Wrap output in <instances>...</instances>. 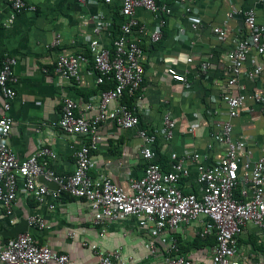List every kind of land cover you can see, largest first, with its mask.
I'll return each instance as SVG.
<instances>
[{
	"label": "crops",
	"instance_id": "1",
	"mask_svg": "<svg viewBox=\"0 0 264 264\" xmlns=\"http://www.w3.org/2000/svg\"><path fill=\"white\" fill-rule=\"evenodd\" d=\"M156 1L170 10L159 42L151 40L159 22L156 15L143 8L136 11V18L144 28L140 43L144 51L143 86L136 97L124 96L121 102L115 101L109 106L108 118L99 128L98 148L92 153L90 175L96 179L109 178L126 191L129 178H142L147 168L141 155L144 144L138 130L158 129L166 114L172 115L176 128L172 139L158 138L156 151L162 168L170 169V156L174 153L185 157L199 152L206 157L204 163L208 166L226 155L217 124L229 120L227 98L242 92L239 85L228 86L229 53L237 40L248 34L240 13L253 9L257 23L264 26V0H202L190 4L192 11L181 5L188 0ZM26 2L35 10L18 12L7 0H0V67L5 56L17 59L14 66L17 96L8 112L13 125L7 143L21 160L32 157L43 147L53 149L58 158L44 157L40 162L58 175L69 176L76 167V152L87 138L65 135L56 123L66 98L81 106L87 102L98 103L106 82L96 84L90 48L92 38H96L93 29L96 19H102L104 26L97 39L100 45L111 48L121 24L126 21L121 13L123 0H113L110 4L105 0H86L84 6L77 0ZM232 12L240 13L226 23ZM192 18L201 19L199 29L192 27ZM215 27L224 28L226 42L219 40L213 31ZM56 39L59 44L52 46ZM77 54H84L90 60L82 67L80 84L61 79L55 69L60 55ZM203 63L209 64L206 71L202 69ZM256 65L264 67V54L253 51L240 77L247 95H264L261 79L249 76ZM170 69L187 81H175ZM3 103L0 90V116L5 114ZM120 103L136 109L140 119L138 128L126 130L116 125L112 112ZM231 122L234 138L253 151V160L264 157V109L249 99ZM186 164L190 176L181 183V188L198 193L201 187L197 182V165L189 159ZM33 215L41 216L45 225L43 229L29 228V233L37 243L68 255V264H94L104 255L114 253H119L128 264H162L165 247L160 245V252L150 255L146 248L150 232L140 228L136 219H103L86 200L69 194L60 199L48 196L45 203L39 204L33 196L20 193L10 210L0 203V229L11 230L22 219L28 220ZM98 218L103 222L96 223ZM197 233L196 224L168 232L177 239L181 256L194 264H212L215 244L195 245ZM12 239L7 238L6 243ZM239 248L246 264H264V234L258 228L249 225L244 229Z\"/></svg>",
	"mask_w": 264,
	"mask_h": 264
},
{
	"label": "built area",
	"instance_id": "2",
	"mask_svg": "<svg viewBox=\"0 0 264 264\" xmlns=\"http://www.w3.org/2000/svg\"><path fill=\"white\" fill-rule=\"evenodd\" d=\"M10 6L18 11L35 10L29 7L27 0H7ZM82 6L86 0H77ZM113 0H105L110 4ZM202 0H188L181 5L192 11L190 4ZM138 8H143L156 15L159 22L151 35L152 42H159L163 37V28L167 25L170 10L167 5L156 0H123L121 13L126 21L121 24L119 35L111 48L100 45L97 37L104 26L102 19H96L90 48L93 50L92 61L96 73V84L103 85L107 80L115 86L102 91L98 103L87 102L81 106L75 100L66 98L56 126L69 136L83 135L87 138L76 152V167L69 176L56 174L49 170L40 159L58 158L57 153L43 147L32 157L21 160L7 143L12 130L13 120L8 115L12 102L17 96V77L14 66L17 59L5 56L0 67V90L4 98L3 111L0 116V203L10 210L20 193L33 196L39 204H43L48 196L60 199L64 194L86 200L93 211L109 221L134 218L140 228H147L150 239L146 248L150 255L160 252V245L165 247L162 264H194L179 254L178 241L168 232L177 231L183 225L196 224L197 235L201 238L215 237V245L211 256L212 264H246L240 257V238L244 229L251 225L264 234V157L253 160V151L235 139L232 119L237 118L241 109L250 99L264 109V95H247L245 86L240 84V77L251 53L264 54V26L257 23L256 12L251 9L245 13L232 12L226 21L232 20L238 13L244 17L248 34L237 40L229 53L228 86H238L242 92L227 98L229 120L217 124L218 137L226 147V155L213 165H206V157L199 152L185 157L177 154L170 156V169L165 170L158 163L156 144L159 137L173 138L176 123L171 114H166L162 125L153 131L138 130L143 141L141 155L146 161L145 174L140 179L129 178V190L115 184L109 178H93L90 175L92 153L98 148L99 128L108 118L109 106L113 102H121L124 96L136 97L145 79L143 65L144 51L140 47L143 26L136 18ZM192 27L199 29L200 18H192ZM214 33L221 42L228 39L223 27H215ZM134 34H138L134 36ZM56 39L52 46H57ZM90 62L84 54L60 55L56 61L58 76L66 81L81 83L82 67ZM191 62V60H190ZM208 63L202 64L206 71ZM177 82L187 80L175 70H169ZM251 78H260L264 90V67L256 65L249 74ZM90 113H96L94 117ZM118 127L126 130L140 126L136 109L120 103L112 112ZM211 148V145H209ZM191 160L197 165V182L201 187L198 193L185 191L181 183L189 178L190 170L186 164ZM54 181L58 188L50 190L46 184L39 183V177ZM98 218L96 223H102ZM29 228L43 229L44 219L33 215L28 219ZM1 232V229H0ZM70 258L66 254L54 252L49 246L36 242L27 232L18 235L5 245L0 235V264H68ZM94 264H128L119 253L107 254ZM260 264V263H256Z\"/></svg>",
	"mask_w": 264,
	"mask_h": 264
},
{
	"label": "water",
	"instance_id": "3",
	"mask_svg": "<svg viewBox=\"0 0 264 264\" xmlns=\"http://www.w3.org/2000/svg\"><path fill=\"white\" fill-rule=\"evenodd\" d=\"M39 181L43 184H46L52 191L58 188V185L54 181L47 180L44 176L39 177ZM25 232H29V223L27 219H22L21 222L15 225V227H13L11 230H2L0 232L2 244L5 245L7 238H15Z\"/></svg>",
	"mask_w": 264,
	"mask_h": 264
},
{
	"label": "trees",
	"instance_id": "4",
	"mask_svg": "<svg viewBox=\"0 0 264 264\" xmlns=\"http://www.w3.org/2000/svg\"><path fill=\"white\" fill-rule=\"evenodd\" d=\"M115 86V84L112 81L107 80L106 83L104 84V87L102 88V90L106 91L109 90L111 88H113ZM157 163H159V158L157 160ZM195 245L197 246H202L203 244H208L209 246H212L215 244V237H205V238H201L198 236V238L195 239ZM180 250H183V247H181L180 245Z\"/></svg>",
	"mask_w": 264,
	"mask_h": 264
},
{
	"label": "clouds",
	"instance_id": "5",
	"mask_svg": "<svg viewBox=\"0 0 264 264\" xmlns=\"http://www.w3.org/2000/svg\"><path fill=\"white\" fill-rule=\"evenodd\" d=\"M143 86V85H142Z\"/></svg>",
	"mask_w": 264,
	"mask_h": 264
}]
</instances>
